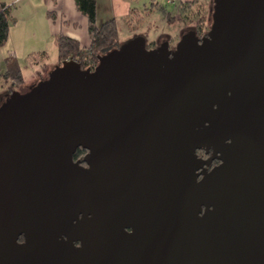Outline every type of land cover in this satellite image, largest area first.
I'll use <instances>...</instances> for the list:
<instances>
[{
  "label": "water",
  "instance_id": "1",
  "mask_svg": "<svg viewBox=\"0 0 264 264\" xmlns=\"http://www.w3.org/2000/svg\"><path fill=\"white\" fill-rule=\"evenodd\" d=\"M97 60L0 97V264H264V0Z\"/></svg>",
  "mask_w": 264,
  "mask_h": 264
},
{
  "label": "crops",
  "instance_id": "2",
  "mask_svg": "<svg viewBox=\"0 0 264 264\" xmlns=\"http://www.w3.org/2000/svg\"><path fill=\"white\" fill-rule=\"evenodd\" d=\"M180 1L190 0H173L171 3H174L177 10ZM8 2L12 4L11 15L14 22L10 25L5 47L0 48L2 59L10 53L19 61L32 54L46 55L47 49L52 48L54 52L56 47L54 35L59 32L77 39L83 45H88L87 19L76 9L74 0H8ZM131 8L140 12L136 7H132L130 0H96V23L99 25L113 18L117 21L120 18L126 19L132 12ZM146 44L148 45L147 41Z\"/></svg>",
  "mask_w": 264,
  "mask_h": 264
},
{
  "label": "trees",
  "instance_id": "3",
  "mask_svg": "<svg viewBox=\"0 0 264 264\" xmlns=\"http://www.w3.org/2000/svg\"><path fill=\"white\" fill-rule=\"evenodd\" d=\"M199 0L190 1H180L178 6V14H183L182 16H188L190 13L193 15L197 14L193 7L198 4ZM76 9L87 19V32L89 36L88 45L81 44L77 39L72 38L62 32L56 33L54 35V43L58 54V63L61 64L65 60H75L77 61L81 68L93 67L98 62L97 57L99 55H104L111 49L117 48L120 45L118 40V21L116 19H110L100 23H96V0H74ZM11 3L8 0H0V47L6 43L8 38V33L10 25L14 22V18L11 15ZM158 6L157 3L151 2L149 7L144 8L143 14L136 11L135 8H131L129 17H126L127 24L130 25L131 21L133 23H138L143 18L150 14L153 7ZM167 13L166 17L169 20L177 17L176 14L170 15ZM195 19V28L199 32H207L210 29L207 16L198 15ZM194 21V20H193ZM135 25L134 27H136ZM131 27V26H130ZM148 46V45H147ZM37 58L34 54L30 55V58L45 57V54H37ZM5 62V72L4 76L8 85L6 86L5 93H10L13 89L22 86L23 77L18 65V61L12 53L4 59ZM32 64L33 62L30 61ZM205 151L197 150V155L200 157V152ZM86 153V150L82 147H78L73 154V159L80 157ZM22 239V238H20Z\"/></svg>",
  "mask_w": 264,
  "mask_h": 264
},
{
  "label": "rangeland",
  "instance_id": "4",
  "mask_svg": "<svg viewBox=\"0 0 264 264\" xmlns=\"http://www.w3.org/2000/svg\"><path fill=\"white\" fill-rule=\"evenodd\" d=\"M132 7H136L143 14V10L146 7H149L150 3L153 1L158 4V6L153 7L150 14L146 15L143 20L138 23H133L128 25L126 19H119L118 21V40L120 44H124L134 37H143L149 46L152 42L164 40L165 37L170 38L171 44H175L179 41L183 33H187L188 30H191L195 26V19L198 18V15L207 16L209 25L211 24V12H212V3L213 0H199L198 4L193 8L196 9L197 14H189L188 16H182L183 14L179 13L177 15V8L174 3L168 2L167 0H130ZM239 0H231V3L238 2ZM171 13L170 15L176 14L172 20L167 19L166 14ZM194 20V21H193ZM137 25L136 27H134ZM194 25V26H193ZM131 26V27H130ZM89 38V36H88ZM5 47L4 45L0 48ZM52 52L51 49H47V54L45 57L30 58L27 56L26 59L18 61L20 71L23 77L22 86L16 88H21L22 91L31 87L39 78L46 76L51 69H53L58 63V54L56 51ZM37 58L38 56L34 54ZM8 56V54H7ZM30 61L33 63L31 64ZM5 62L4 58H1L0 55V97L5 93L6 86L8 85V79H5ZM41 70V71H39ZM20 89V90H21Z\"/></svg>",
  "mask_w": 264,
  "mask_h": 264
},
{
  "label": "flooded vegetation",
  "instance_id": "5",
  "mask_svg": "<svg viewBox=\"0 0 264 264\" xmlns=\"http://www.w3.org/2000/svg\"><path fill=\"white\" fill-rule=\"evenodd\" d=\"M194 26V25H193ZM210 26V25H209ZM210 30V29H209ZM188 32H192V33H194V37L199 41V42H201L202 41V39L203 38H205V37H207L208 36V32L209 31H207V32H199V31H197V29L194 27V28H192L191 30H188L187 31V33ZM185 34H186V32H185ZM183 35H184V33H183ZM161 44H165V46H167L168 47V49H170V50H174V48H175V46H176V44H177V42L175 43V44H171V40H170V38H168L167 37V39H165V40H162V41H154V44H151V46H147L148 48H156V47H158V46H160ZM98 63V62H97ZM97 63H96V65H97ZM96 65H94L93 67H87V68H90L91 70H93V68L96 66ZM83 69H86V68H83ZM44 78V76L43 77H41V78H39L37 81H39V80H41V79H43ZM36 81V82H37ZM19 89H21V88H19ZM14 90V89H13ZM12 90V91H13ZM22 90V89H21ZM11 91V92H12ZM200 151V150H199ZM87 154V151H86V153L84 154V155H82V156H80V157H76L75 159H73L74 161H78L81 165H83V166H86V162H85V160H84V158H85V155ZM200 158H202V159H204V160H206V159H208L212 154H213V149L212 148H210L209 150H207V151H203V152H200ZM217 155L218 154H216L215 155V157L213 156V159L211 160V162H210V164L209 165H205L204 166V169H206V170H210L212 167H214V166H216V165H218L219 163H220V160H219V158L217 157Z\"/></svg>",
  "mask_w": 264,
  "mask_h": 264
},
{
  "label": "bare ground",
  "instance_id": "6",
  "mask_svg": "<svg viewBox=\"0 0 264 264\" xmlns=\"http://www.w3.org/2000/svg\"><path fill=\"white\" fill-rule=\"evenodd\" d=\"M169 2H173V0H169Z\"/></svg>",
  "mask_w": 264,
  "mask_h": 264
},
{
  "label": "built area",
  "instance_id": "7",
  "mask_svg": "<svg viewBox=\"0 0 264 264\" xmlns=\"http://www.w3.org/2000/svg\"><path fill=\"white\" fill-rule=\"evenodd\" d=\"M169 2V0H167Z\"/></svg>",
  "mask_w": 264,
  "mask_h": 264
}]
</instances>
